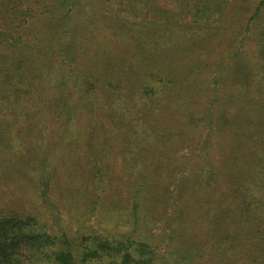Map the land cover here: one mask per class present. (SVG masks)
Returning <instances> with one entry per match:
<instances>
[{
    "label": "trees",
    "instance_id": "16d2710c",
    "mask_svg": "<svg viewBox=\"0 0 264 264\" xmlns=\"http://www.w3.org/2000/svg\"><path fill=\"white\" fill-rule=\"evenodd\" d=\"M231 1L0 0V264H264V0ZM57 134L63 185L18 150Z\"/></svg>",
    "mask_w": 264,
    "mask_h": 264
},
{
    "label": "rangeland",
    "instance_id": "374dc122",
    "mask_svg": "<svg viewBox=\"0 0 264 264\" xmlns=\"http://www.w3.org/2000/svg\"><path fill=\"white\" fill-rule=\"evenodd\" d=\"M231 2L232 3L234 2L236 5H238V0H232ZM254 2L255 1H252L253 4H254ZM38 114H41V116L45 117L47 113H45V111L41 112V108L37 107V109L33 112V115H35L34 118H37V119L41 118ZM62 139H64V142H62L63 141ZM71 140L77 141V134L72 136L70 141H69V137H67V135L57 134V135H50L46 138L45 137L40 138V137H36L35 135H29V136L23 137L22 142H21V147L18 150L21 151L20 153L26 157L30 156V154H28L29 152H38L40 155L46 156L49 164L51 165V167L53 169V173H55V175H56L55 179H58L57 180L58 183H62V185H63L64 183L68 184V181H65L67 176H68L66 174L73 170V169L69 170L68 166L66 164H64L63 156H62V152L64 151L65 145L68 143V141L71 142ZM182 154L183 153H181L180 155H182ZM58 159H61V161L59 163L56 162ZM28 163L30 164L29 161H28ZM27 171L29 172L28 173V175L30 177L29 179L32 178V180H30V182L26 181V183L31 185V183L35 180L37 173L34 172L33 170L30 171L28 167H27ZM225 181L230 182L231 185L235 184V181H233L232 178H228ZM22 185H24V187H26V188H30V191H31V189H32L31 187H27L24 183H22ZM71 185L73 186L74 183L71 182ZM221 186H222V184H221ZM55 195L56 194L54 193L53 197H50V198H54V199L56 198L57 199L60 197V196L56 197ZM40 201L41 200H39L37 198V196H33L31 194H28L27 196H25L24 202H22L24 205H20V209H21V211L28 212V213H30V212L33 213V212H36L39 210L44 211ZM0 208H1V205H0ZM8 208L18 210L17 208L12 207V206H8ZM64 208L65 207L63 206V209H60L62 222L64 224L68 223L69 227L71 228V231H73V232H75L77 230H79L80 232L89 231L94 235L96 233L99 234L100 233L99 229H102L104 227V226L97 223V222H99L98 221V218H99L98 213H100L98 210V207H96V209L93 212H89V211L84 210V212L81 214H78V212L80 210H83L82 208H78L79 209L78 211L75 209V207H71L68 210L64 209ZM72 215H76L77 218L73 219ZM65 226L66 225H63L62 227H65ZM158 230H159V228L156 231H158ZM203 259L204 258H202V260Z\"/></svg>",
    "mask_w": 264,
    "mask_h": 264
}]
</instances>
